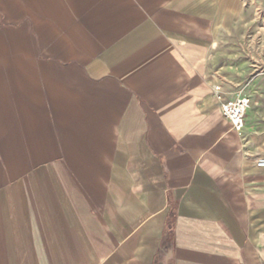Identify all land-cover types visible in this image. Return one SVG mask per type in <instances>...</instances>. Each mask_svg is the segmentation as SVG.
<instances>
[{
    "label": "crops",
    "instance_id": "crops-1",
    "mask_svg": "<svg viewBox=\"0 0 264 264\" xmlns=\"http://www.w3.org/2000/svg\"><path fill=\"white\" fill-rule=\"evenodd\" d=\"M257 159L264 0H0V264H264Z\"/></svg>",
    "mask_w": 264,
    "mask_h": 264
},
{
    "label": "built area",
    "instance_id": "built-area-1",
    "mask_svg": "<svg viewBox=\"0 0 264 264\" xmlns=\"http://www.w3.org/2000/svg\"><path fill=\"white\" fill-rule=\"evenodd\" d=\"M215 97L219 99V93H215ZM249 106L250 100L245 97H238L233 102H225L222 104V115L231 123L232 128L236 132L243 129L245 125L246 112ZM255 163L257 167L264 168V159H257Z\"/></svg>",
    "mask_w": 264,
    "mask_h": 264
}]
</instances>
